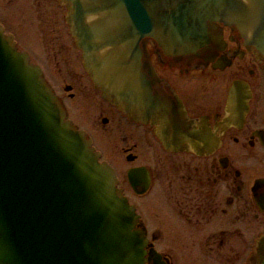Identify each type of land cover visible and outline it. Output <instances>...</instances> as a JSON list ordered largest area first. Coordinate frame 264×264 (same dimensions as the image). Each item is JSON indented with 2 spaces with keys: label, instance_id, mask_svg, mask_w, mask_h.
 <instances>
[{
  "label": "flooded vegetation",
  "instance_id": "af4514ba",
  "mask_svg": "<svg viewBox=\"0 0 264 264\" xmlns=\"http://www.w3.org/2000/svg\"><path fill=\"white\" fill-rule=\"evenodd\" d=\"M66 11L58 0H0V26L114 170L145 264H264V59L219 22L187 50L144 36L139 69L167 114L136 121L94 87Z\"/></svg>",
  "mask_w": 264,
  "mask_h": 264
},
{
  "label": "water",
  "instance_id": "95a60500",
  "mask_svg": "<svg viewBox=\"0 0 264 264\" xmlns=\"http://www.w3.org/2000/svg\"><path fill=\"white\" fill-rule=\"evenodd\" d=\"M58 1L94 87L132 120L167 114L139 69L144 36L187 50L219 22L264 59V0ZM115 184L40 67L0 26V264H145L146 239Z\"/></svg>",
  "mask_w": 264,
  "mask_h": 264
},
{
  "label": "rangeland",
  "instance_id": "374dc122",
  "mask_svg": "<svg viewBox=\"0 0 264 264\" xmlns=\"http://www.w3.org/2000/svg\"><path fill=\"white\" fill-rule=\"evenodd\" d=\"M28 51L30 50L31 52L35 51V48L27 49Z\"/></svg>",
  "mask_w": 264,
  "mask_h": 264
}]
</instances>
